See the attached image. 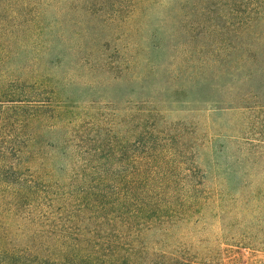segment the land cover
I'll use <instances>...</instances> for the list:
<instances>
[{
    "label": "trees",
    "instance_id": "16d2710c",
    "mask_svg": "<svg viewBox=\"0 0 264 264\" xmlns=\"http://www.w3.org/2000/svg\"><path fill=\"white\" fill-rule=\"evenodd\" d=\"M103 1L120 18V12L138 13L158 0ZM181 1L180 8L189 10L180 22L187 54L200 60L191 79L207 65L211 81L224 75L235 79L233 70L257 53L264 56L257 50L264 46V0ZM59 4L0 0V264H207L211 256L194 254L203 262L191 260L192 246L179 230L210 203L197 199L195 186L182 187L155 156L139 158L136 142L122 139L123 125L144 126L142 117L149 123L153 110L135 117L131 108L77 103L73 78H88L106 65L92 59L93 45L80 42L88 30L77 31L75 39L71 35L66 46L62 23L47 17L63 11ZM196 41L199 46L191 47ZM67 51L76 60L60 73ZM151 75L149 63L139 79ZM207 76H199L203 89L212 83ZM214 99L206 105L216 110L249 108L247 96ZM54 128L67 130L64 144L55 145L66 161L63 177L56 175L61 164L52 162L57 156H47L41 146L40 132ZM181 188L188 190L186 198H179ZM212 205L226 213L233 206L223 200ZM241 205L243 212L258 214L243 220L250 230L227 237L264 249V187Z\"/></svg>",
    "mask_w": 264,
    "mask_h": 264
},
{
    "label": "rangeland",
    "instance_id": "374dc122",
    "mask_svg": "<svg viewBox=\"0 0 264 264\" xmlns=\"http://www.w3.org/2000/svg\"><path fill=\"white\" fill-rule=\"evenodd\" d=\"M181 4V0L148 2L138 13L124 11L117 18L108 2L60 0L58 8L63 11L49 12L47 17L62 23L66 46L71 44V35L75 39L77 31L88 30L80 42L93 45L92 59L102 58L106 65L105 71L97 69L88 78H73L77 82L72 86L79 98L77 103L81 107L94 104L131 108L135 117L152 109L154 118L149 123L142 117L143 125L148 127L125 124L120 129L122 139L136 142L134 151L139 158L145 154L155 156L159 167L177 174L182 187L195 186L197 199L210 203L179 230L186 244L192 246L191 260L203 262L192 257L202 254L199 258L211 256L204 262L207 264H261L264 249L249 248L227 235L238 236L250 230L242 225L243 220H251L258 213L243 212L241 204L257 188L264 187V56L260 53L264 46L257 47L260 54L255 59L233 70L235 79L224 75L211 81L209 66L204 67L199 76L208 75L212 83L203 89L199 76L191 79L200 60L196 54H187L189 44L180 22L189 10H182ZM127 17L130 20L124 21ZM111 18L114 23H110ZM199 44L193 42L191 47ZM68 54L60 73L75 63L76 58ZM149 63L152 75L140 80ZM96 80L98 85L86 86ZM234 96L250 98L249 108L221 111L206 105L207 100H229ZM66 134V129L55 128L40 132L46 155H56L52 162L61 164L57 167L58 177L64 176L60 171L66 161L55 145L64 144ZM190 175L192 178L187 179ZM178 196L186 198L188 190L181 188ZM220 200L232 202L227 213L213 207L212 203Z\"/></svg>",
    "mask_w": 264,
    "mask_h": 264
}]
</instances>
